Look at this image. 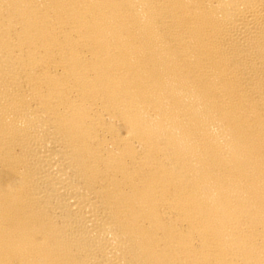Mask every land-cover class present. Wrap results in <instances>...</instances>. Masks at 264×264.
I'll use <instances>...</instances> for the list:
<instances>
[{
    "label": "bare ground",
    "instance_id": "bare-ground-1",
    "mask_svg": "<svg viewBox=\"0 0 264 264\" xmlns=\"http://www.w3.org/2000/svg\"><path fill=\"white\" fill-rule=\"evenodd\" d=\"M0 264H264V0H0Z\"/></svg>",
    "mask_w": 264,
    "mask_h": 264
}]
</instances>
